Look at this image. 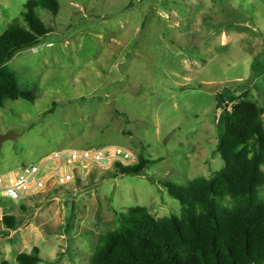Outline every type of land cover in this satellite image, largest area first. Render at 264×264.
<instances>
[{
	"label": "rangeland",
	"instance_id": "374dc122",
	"mask_svg": "<svg viewBox=\"0 0 264 264\" xmlns=\"http://www.w3.org/2000/svg\"><path fill=\"white\" fill-rule=\"evenodd\" d=\"M27 1L0 0V35ZM56 1V15L34 10L52 32L8 63L34 97L0 109V172L56 150L104 145L155 163L141 175L92 170L20 203L1 199L0 263L37 247L40 264H89L129 208L180 216L162 184L224 168L216 96L241 87L264 108V0ZM224 104L230 111L235 103ZM10 216L15 230L3 225Z\"/></svg>",
	"mask_w": 264,
	"mask_h": 264
},
{
	"label": "trees",
	"instance_id": "16d2710c",
	"mask_svg": "<svg viewBox=\"0 0 264 264\" xmlns=\"http://www.w3.org/2000/svg\"><path fill=\"white\" fill-rule=\"evenodd\" d=\"M36 8L58 13L56 0H28L21 20H13L0 35V109L6 101L34 97L21 89L8 63L52 32L35 16ZM247 97L241 87L216 96L225 112L215 150L224 168L187 185L162 184L178 202L180 216L154 218L146 208H129L117 216V228L99 238L89 264H264V108ZM225 101L235 103L230 111ZM154 163L139 154L135 165L113 174L141 175ZM227 201L232 205H225ZM2 221L9 230L19 226L11 216ZM42 262L34 247L18 254L14 263L0 264Z\"/></svg>",
	"mask_w": 264,
	"mask_h": 264
},
{
	"label": "built area",
	"instance_id": "2783aa9c",
	"mask_svg": "<svg viewBox=\"0 0 264 264\" xmlns=\"http://www.w3.org/2000/svg\"><path fill=\"white\" fill-rule=\"evenodd\" d=\"M138 155L120 146L60 149L35 163L0 172V199L20 203L55 188L80 182L92 170L116 172L135 165Z\"/></svg>",
	"mask_w": 264,
	"mask_h": 264
}]
</instances>
